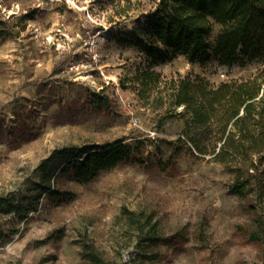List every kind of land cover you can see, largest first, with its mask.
<instances>
[{
    "label": "rangeland",
    "instance_id": "374dc122",
    "mask_svg": "<svg viewBox=\"0 0 264 264\" xmlns=\"http://www.w3.org/2000/svg\"><path fill=\"white\" fill-rule=\"evenodd\" d=\"M158 1L0 0V29L10 34L0 38V196L22 192L39 178L40 161L64 145L124 139L141 144L143 159L72 183V202L44 201L27 222L0 214V264H86L81 232L110 263L264 264V251L238 233L250 222L249 202L264 215V194L245 200L230 193L233 175L185 143L184 106L169 104L165 84L148 98L138 95V69L152 58L130 35ZM154 67L164 82L198 73L220 83L252 78L264 59L228 66L178 54ZM125 207L152 222L140 215L130 225ZM181 228L189 238L183 245L142 240ZM58 229L65 231L59 242H40Z\"/></svg>",
    "mask_w": 264,
    "mask_h": 264
},
{
    "label": "trees",
    "instance_id": "16d2710c",
    "mask_svg": "<svg viewBox=\"0 0 264 264\" xmlns=\"http://www.w3.org/2000/svg\"><path fill=\"white\" fill-rule=\"evenodd\" d=\"M1 31L2 39L10 35ZM130 44L152 58L149 65L138 69V95L148 98L155 90L162 92L160 86L165 84L169 104L176 109L184 106L179 112L185 122L184 142H190L201 154L213 155L233 175L231 194L245 200L254 193L262 197L264 69L246 80L214 83L201 74L188 73L164 82L162 72L154 66L178 54L190 62L214 60L228 66L264 59V0H159L149 19L131 32ZM94 95L96 103L105 104L107 97L97 92ZM140 154L141 144L124 139L56 148L38 164L37 180L31 179L19 194L0 196V214L27 222L44 201L53 206L72 202L76 198L72 183L85 185L120 164L143 163ZM247 209L250 222L239 226L238 233L264 251V215L254 203L249 202ZM124 210L132 226L138 225L140 215L152 222L150 215ZM64 234V229H58L40 242H59ZM142 240L150 246H178L189 238L186 228H181L170 235L147 233ZM78 242L86 264H120L108 262L85 233H80Z\"/></svg>",
    "mask_w": 264,
    "mask_h": 264
}]
</instances>
